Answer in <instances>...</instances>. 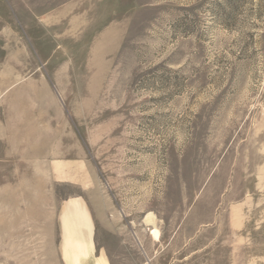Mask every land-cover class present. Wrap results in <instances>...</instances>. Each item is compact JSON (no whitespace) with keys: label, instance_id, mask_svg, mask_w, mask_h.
<instances>
[{"label":"rangeland","instance_id":"obj_1","mask_svg":"<svg viewBox=\"0 0 264 264\" xmlns=\"http://www.w3.org/2000/svg\"><path fill=\"white\" fill-rule=\"evenodd\" d=\"M0 264H264V0H0Z\"/></svg>","mask_w":264,"mask_h":264}]
</instances>
